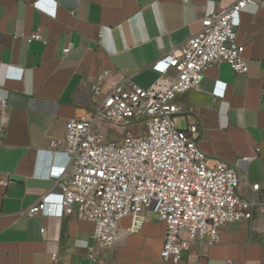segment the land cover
Instances as JSON below:
<instances>
[{
	"label": "crops",
	"instance_id": "obj_1",
	"mask_svg": "<svg viewBox=\"0 0 264 264\" xmlns=\"http://www.w3.org/2000/svg\"><path fill=\"white\" fill-rule=\"evenodd\" d=\"M232 2L0 0V99L8 101L0 117V182L10 180L0 184V264H173L161 257L165 225L152 210L138 233L123 219L116 247L98 250L96 261L88 257L94 224L77 210L60 218L25 213L41 197L63 201L57 185L70 162L67 124L94 111L96 88L106 92L128 79L151 87L160 78L153 63ZM236 24L249 71L210 67L200 89L177 97V124L203 127L199 143L210 165H236L239 195L250 199L253 184L264 191V8L249 7ZM34 33L43 40L29 42ZM179 264H264V215L227 224L215 245L193 244Z\"/></svg>",
	"mask_w": 264,
	"mask_h": 264
},
{
	"label": "built area",
	"instance_id": "obj_2",
	"mask_svg": "<svg viewBox=\"0 0 264 264\" xmlns=\"http://www.w3.org/2000/svg\"><path fill=\"white\" fill-rule=\"evenodd\" d=\"M249 7L263 9L264 0H233L202 19L197 34L153 63L160 78L151 87L130 79L106 92L98 86L95 92L101 100L94 111L67 124L70 162L57 185L63 201L41 197L25 216L71 217L77 210L78 219L94 224L95 244L88 257L96 261L98 250L116 247L123 219L131 218L129 232L138 233L144 212L152 210L165 225L161 257L179 264L193 244L215 245L227 224L251 220L257 212L264 215L261 185H252L250 199L241 197L236 165L218 160L211 166L201 149L203 127L194 123L182 130L177 124L182 111L177 97L200 89L210 67L229 64L237 73L249 71L236 24V17ZM26 39L43 40L40 33ZM7 108L8 101L0 99V117ZM139 120L144 121L143 134ZM111 131L119 138L109 139ZM60 143L53 141L52 146ZM53 258L56 261L57 255Z\"/></svg>",
	"mask_w": 264,
	"mask_h": 264
},
{
	"label": "rangeland",
	"instance_id": "obj_3",
	"mask_svg": "<svg viewBox=\"0 0 264 264\" xmlns=\"http://www.w3.org/2000/svg\"><path fill=\"white\" fill-rule=\"evenodd\" d=\"M143 123H144V121H142V120H139L138 121V124H141V130L140 131H141L142 134L145 132V129L143 127ZM108 138L109 139H118L119 138V135L117 134V132L111 131L110 134H109V136H108Z\"/></svg>",
	"mask_w": 264,
	"mask_h": 264
}]
</instances>
